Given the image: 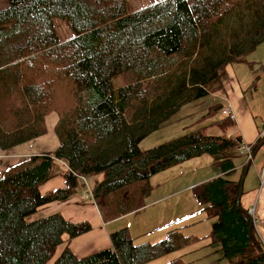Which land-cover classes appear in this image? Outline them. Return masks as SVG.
<instances>
[{
  "label": "trees",
  "instance_id": "obj_1",
  "mask_svg": "<svg viewBox=\"0 0 264 264\" xmlns=\"http://www.w3.org/2000/svg\"><path fill=\"white\" fill-rule=\"evenodd\" d=\"M6 1L0 8V146L44 135L53 112L60 145L0 176V264H48L61 244L93 230L89 221L73 222L60 212L32 218L41 207L75 196L86 186L83 179L103 176L92 196L103 218L113 220L145 205L155 174L204 155L222 172L194 188L213 219L210 245L226 264H264L252 217L238 203L248 162L232 179L239 137L198 128L140 147L183 106L210 95L211 86L222 89L226 67L246 61L264 42V0H158L135 11L130 0ZM56 19L67 20L74 36L61 40ZM119 77L126 83L116 87ZM260 149L264 135L253 154ZM58 175L66 186L42 193ZM110 238L112 247L84 257L66 247L53 264H154L202 240L182 228L154 243H136L127 227ZM184 255L162 264H185Z\"/></svg>",
  "mask_w": 264,
  "mask_h": 264
},
{
  "label": "crops",
  "instance_id": "obj_2",
  "mask_svg": "<svg viewBox=\"0 0 264 264\" xmlns=\"http://www.w3.org/2000/svg\"><path fill=\"white\" fill-rule=\"evenodd\" d=\"M147 1L149 2L150 0ZM156 1L158 0H151L149 4H152ZM254 73L255 71L253 70L250 71L246 67L244 68L235 66V64H230L226 67V73L222 81L221 89L224 95L220 96V94H215L213 97H215L217 100H219L220 98L223 101V103L221 104L222 108H230L233 112H235L236 120L231 121L228 119L229 122H227L225 120V116H223L224 118L220 116L221 121H216L217 123L215 125L220 129V133H218L217 135H226L231 138L239 137L243 143L255 144L259 139L260 133L264 131V106L262 108H258L255 102L250 103L247 99L246 89L253 84L252 82L255 78ZM58 119L59 116L55 112L47 115V132L44 135H41L31 141L22 143L9 149H3L0 146V176L9 167L15 166L16 164L30 158L33 155L55 151L60 145V140L55 131V126L58 122ZM222 121H225V124H232V126L224 125ZM234 157L235 161H243L241 164H237V172L232 176V179L238 180L242 174L243 166L247 159L244 155H242L241 148H239V146L234 151ZM257 157H259V160L256 164V168L258 170V177H260V172L264 166V149H260L257 153L254 154L253 161H255ZM206 159H208V164H214L213 157ZM219 175H222V172H211L212 177H216ZM258 177L255 176L252 181L257 180ZM98 179H100V177ZM92 180L93 182H90V184L94 185L95 187L96 181L94 182V179ZM207 181L209 180L203 181L202 183ZM65 186L66 184L64 177L57 176L46 182L42 186L41 191L42 193L46 194L56 189L64 188ZM88 190L89 189L81 191V189H79L78 193L76 194L77 197L65 202H53V204H48L41 210L39 209L38 212L32 216V218L34 219L48 216L52 213L60 212L64 215L65 218L73 222L89 221L93 225L92 231L70 240L67 244H61L57 249L55 257L51 262H49L50 264L54 263L55 259L63 252L66 247L70 248L78 257L88 256L102 249L112 247L110 233L115 229L123 227H127L132 235L133 228L142 227L140 235H133L135 238V242L138 244L144 242L154 243L162 240L166 237L169 229H166L163 233H154L155 235L157 234V237L153 239H146V236H149V234L154 230H158L159 226L162 225L163 219L162 217H160V213L162 212L161 209L171 198H174L180 193V191H175L174 193L166 194L161 198L152 199L151 201H149L150 194H147L145 197V205L142 208L113 220H105L103 218V215L101 214L99 207L93 199L91 192L88 193ZM250 194L252 195V198L247 199L246 203H244L245 198L250 196ZM253 200V207H251ZM159 202H161L162 204ZM241 203L246 209L255 208V217L257 216L258 221L257 230L260 233L261 237L264 239V186L262 187L260 185L256 188L248 190L247 193L242 196ZM159 206L160 208H158ZM201 207L203 208V206ZM189 212L190 211H186L183 214L179 215L180 217L178 219H183L187 214H189ZM202 212L203 213L200 214L202 219H211L209 218L206 211L202 210ZM163 215L165 217L164 219H166L167 213H164ZM157 221L159 223L155 224ZM136 222H140L142 224L134 227V224ZM191 222L192 221L186 220L184 223L176 224L177 220H173L169 223V225H176L172 226L170 230L173 228H183V226H186ZM152 225L153 229L149 230V227H151ZM154 234H152L151 236H153ZM190 235L194 234L191 233ZM174 253L176 256H174L173 258L179 255H184L188 252H186V250H181ZM173 258H171L169 261H171Z\"/></svg>",
  "mask_w": 264,
  "mask_h": 264
},
{
  "label": "rangeland",
  "instance_id": "obj_3",
  "mask_svg": "<svg viewBox=\"0 0 264 264\" xmlns=\"http://www.w3.org/2000/svg\"><path fill=\"white\" fill-rule=\"evenodd\" d=\"M150 1L148 2L147 0H130L128 6L129 10H138L142 7L147 6ZM6 4V0H0V8L4 7ZM55 22L61 40L64 41L74 36V33L71 30L70 24L67 20L56 19ZM235 66L244 68L246 67L250 71H255V78L252 82L253 84L246 89L247 99L250 103L255 102L258 108H262L264 106V42L259 45L256 51H254L247 57L246 61L235 63ZM124 83H126V79H124V77H119L114 80V85L116 87H119ZM210 89V95L183 106L169 122H166L158 130L152 132L145 139H143L140 143L141 149L147 150L166 140L181 136L191 130L198 128H203V131L208 135H217L218 133H220V129L215 125L217 123L216 121H221L220 116L223 117L221 112V104L223 103V101L220 98L219 100H217L213 96L215 94H220V96H223L224 93L218 87V85L211 86ZM225 120L229 122L228 119ZM222 123H224V125L232 126V124H225V121H222ZM198 158H194L190 161L169 167L164 171L155 174L151 178L150 182L152 185V190L148 193L150 194L149 201H151L152 199L161 198L162 196L174 193L175 191H180V193L174 198H171L161 209L162 212L160 213V217H162L163 219L162 225L159 226L158 230H154L149 234V236H146V239H153L157 237V234L155 235L154 233H163L166 229L170 230L172 226L184 223L186 220L192 221L190 224L183 226L182 231L187 235L191 233L195 236L197 235V237L202 238V240L186 250V252L188 253H186L183 258L185 264H226V260L222 258V253L220 251H217L218 247H215L216 245H210L212 239L209 236L211 233V224L213 222V219L201 218L200 214L203 213L201 210L202 207L196 202V199H194L195 197H193L194 188L198 185H201L203 181L215 178L211 176V172L218 171L220 173L221 169L217 165L208 164V159L206 158H212L210 155H204ZM258 160L259 157H257L256 160L252 162L248 173L244 178L242 196H244L248 190L261 185L260 177H258V170L256 168ZM236 162L237 164H241L243 161L236 160ZM57 164H59V167H61L65 171L68 168V166L61 160H58ZM255 176H257L258 179L252 181ZM99 177L100 179H98ZM102 178L103 176L97 175L91 178L89 177L86 180L83 179V183L86 184V186L85 188H81V191L89 189L88 193L92 192L95 188L94 185L90 184V182H93L92 179H94V182H99ZM75 197H77V195L73 196L72 198ZM250 198H252L251 194L250 196L245 198L244 203H246V200ZM254 200L251 204V207H253L252 205L254 203ZM160 206L158 208H160ZM42 208L43 207H41L40 210ZM186 211H190L189 214H187L183 219H178L180 217L179 215L183 214ZM164 213H167L166 219H164ZM173 220H177V223L174 225H169V223ZM158 223L159 222L157 221L155 224ZM141 224L142 223L140 222H136L134 224V227ZM151 229H153V225L149 227V230ZM141 231L142 227H135L132 229V233L134 236L140 235ZM152 234L154 235L151 236ZM69 241L70 240H68L65 244H67ZM174 256H176L175 253L165 255L156 260L155 263L162 264L168 262Z\"/></svg>",
  "mask_w": 264,
  "mask_h": 264
},
{
  "label": "built area",
  "instance_id": "obj_4",
  "mask_svg": "<svg viewBox=\"0 0 264 264\" xmlns=\"http://www.w3.org/2000/svg\"><path fill=\"white\" fill-rule=\"evenodd\" d=\"M221 112H222V115L228 117L230 120H236V114L230 108H225ZM263 135H264V131H262L260 133V136H263ZM237 143H238V145L241 148L242 154L246 157L247 162H252L253 159H254L253 145L252 144L243 143L242 141H237ZM260 181H261V186L263 187L264 186V166H263V168H262V170L260 172ZM248 212H249V214L252 217L253 224L255 226V231H256L258 237L260 238V240L262 242V245L264 247V239L261 237L260 233L257 230L258 221H257V219L255 217V208H249Z\"/></svg>",
  "mask_w": 264,
  "mask_h": 264
},
{
  "label": "water",
  "instance_id": "obj_5",
  "mask_svg": "<svg viewBox=\"0 0 264 264\" xmlns=\"http://www.w3.org/2000/svg\"><path fill=\"white\" fill-rule=\"evenodd\" d=\"M250 166H251V162L248 163V166H247V168H246L245 175H247ZM243 185H244V179H243V181H242V183H241L240 195H239V199H238V203H239V204H241V198H242V193H243ZM252 226H253V225H252ZM262 250H263V249H262Z\"/></svg>",
  "mask_w": 264,
  "mask_h": 264
}]
</instances>
